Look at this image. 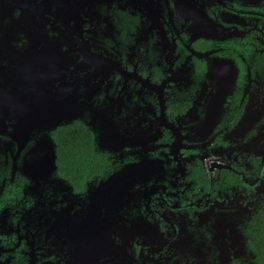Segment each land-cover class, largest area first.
I'll return each instance as SVG.
<instances>
[{"label":"flooded vegetation","instance_id":"obj_1","mask_svg":"<svg viewBox=\"0 0 264 264\" xmlns=\"http://www.w3.org/2000/svg\"><path fill=\"white\" fill-rule=\"evenodd\" d=\"M52 121L105 164L79 187L21 173ZM262 238L264 0H0V264H264Z\"/></svg>","mask_w":264,"mask_h":264},{"label":"trees","instance_id":"obj_2","mask_svg":"<svg viewBox=\"0 0 264 264\" xmlns=\"http://www.w3.org/2000/svg\"><path fill=\"white\" fill-rule=\"evenodd\" d=\"M59 128L54 132L56 145V165L63 178L76 187L97 174L105 166L103 161L92 157L88 147L89 135L86 131H69ZM264 262V238L259 239Z\"/></svg>","mask_w":264,"mask_h":264},{"label":"rangeland","instance_id":"obj_3","mask_svg":"<svg viewBox=\"0 0 264 264\" xmlns=\"http://www.w3.org/2000/svg\"><path fill=\"white\" fill-rule=\"evenodd\" d=\"M80 116H75L73 118H78ZM54 125L55 124L52 121L48 126L52 127ZM45 130H47L46 126H45ZM45 130L41 131V133H43L41 135H43V136L39 140H38L39 137H36V138H30V139L27 138L24 141H20V143H22L23 145H26L27 143H29V140H31V143L29 144L27 150L21 155V159H20L19 163L21 165V170H22L21 173H24V174L28 175L29 177H31L34 174L37 176V179H36L35 184H34V189L40 188L42 180L46 181L47 179L53 177L52 178V182H53L54 180L58 179L56 176H54L55 173H53V175H52L48 170H46V166L43 168H37L36 173H34L33 170H31L29 168V166L31 164H37V163L46 164V160H48V158L50 156L49 153L54 148V146H53L54 141L52 142L50 140L49 134L44 135L47 133ZM41 135H38V136H41ZM43 138H45V139H43ZM47 148H48V152L46 153ZM39 166H40V164H39ZM112 179H114V177H112ZM119 182H121V181H119ZM57 185H60L62 187V189H65L67 187V185L61 181H59V184H57ZM91 190L94 192L93 187L91 188ZM64 207H67V206H64ZM71 207H76V205H74L72 203Z\"/></svg>","mask_w":264,"mask_h":264},{"label":"water","instance_id":"obj_4","mask_svg":"<svg viewBox=\"0 0 264 264\" xmlns=\"http://www.w3.org/2000/svg\"><path fill=\"white\" fill-rule=\"evenodd\" d=\"M45 126L47 127V130H45ZM53 129H54V126H52V127H49L48 125L42 126L41 123L39 122L37 127H34L33 129H31L29 131H20V130H18L17 133H18L19 136H21V140L20 141H24L27 138H36V137H39L38 138V140H39L43 136V135H41V134H43V133H41V131L45 130L47 133L44 134V135L49 134L50 140L53 142L54 139L51 138L52 136L50 135V131L53 130ZM38 135H41V136H38ZM43 139H45V138H43ZM21 145L23 146L22 143H21ZM53 146H54V148L50 151V153H49L50 156H49L48 160H46V164L37 163V164H31L29 166V168L31 170H33L34 173H36V169L37 168H43L45 166H46V170H48L52 175H53V173H56L57 165H56V145H55V142H53ZM47 152H48V148L46 149V153ZM39 164H40V166H39ZM117 180H121V179L117 178Z\"/></svg>","mask_w":264,"mask_h":264}]
</instances>
